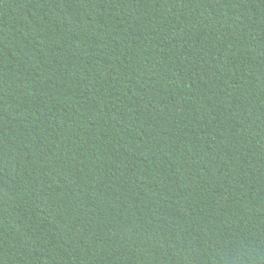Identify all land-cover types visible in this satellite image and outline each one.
<instances>
[{"label": "trees", "instance_id": "16d2710c", "mask_svg": "<svg viewBox=\"0 0 264 264\" xmlns=\"http://www.w3.org/2000/svg\"><path fill=\"white\" fill-rule=\"evenodd\" d=\"M0 264H264V0H0Z\"/></svg>", "mask_w": 264, "mask_h": 264}]
</instances>
